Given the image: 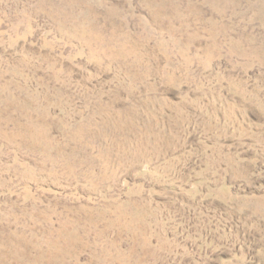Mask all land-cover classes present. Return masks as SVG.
<instances>
[{
	"label": "rangeland",
	"instance_id": "374dc122",
	"mask_svg": "<svg viewBox=\"0 0 264 264\" xmlns=\"http://www.w3.org/2000/svg\"><path fill=\"white\" fill-rule=\"evenodd\" d=\"M0 264H264V0H0Z\"/></svg>",
	"mask_w": 264,
	"mask_h": 264
}]
</instances>
